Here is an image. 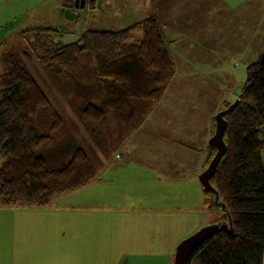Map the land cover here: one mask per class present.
<instances>
[{"label": "trees", "instance_id": "1", "mask_svg": "<svg viewBox=\"0 0 264 264\" xmlns=\"http://www.w3.org/2000/svg\"><path fill=\"white\" fill-rule=\"evenodd\" d=\"M65 33L26 28L16 33L20 46L10 39L1 44V208H48L98 181L176 76L172 43L155 14L124 30L76 32L81 41L68 47L58 42ZM22 54L36 62L61 106ZM86 61L90 76L80 75ZM247 75L241 101L227 117V152L211 179L226 206L223 221L232 218V232L205 240L188 264H264V52ZM206 196L209 209H219L215 195Z\"/></svg>", "mask_w": 264, "mask_h": 264}, {"label": "crops", "instance_id": "2", "mask_svg": "<svg viewBox=\"0 0 264 264\" xmlns=\"http://www.w3.org/2000/svg\"><path fill=\"white\" fill-rule=\"evenodd\" d=\"M122 4L102 0L100 8L106 11L102 20L113 23L107 15H116ZM8 11L7 5L0 12V50L19 31L39 27L23 28L17 13L14 23L18 24L9 30ZM78 12L86 14L63 0L54 28L67 33L101 30L94 27L95 18L89 27L86 15L77 19ZM133 12L136 16L143 12L138 22L154 14L159 17L177 69L159 105L123 139L95 182L108 181L112 185L106 187L108 192L117 190L119 195H99L96 206H84L83 200L75 211L70 206L58 210L59 204H70L69 194L44 209L0 207V264H174L175 250L164 244V229L168 235V227L200 213L202 204L209 208L200 175L214 153L210 140L223 102L217 84L228 85L227 76L234 75L227 68L231 60H247L248 69L264 52V0H161L156 9L155 0H147ZM230 66L238 70L240 65ZM84 72L80 75H87ZM112 171L121 177L107 179ZM129 179L135 181L134 190L120 199L125 194L120 189ZM167 184L172 187L169 192L178 195L173 199L192 200L183 213L181 208L164 206L160 199L149 200L147 189L157 186L162 191ZM117 185L121 188L115 189Z\"/></svg>", "mask_w": 264, "mask_h": 264}, {"label": "rangeland", "instance_id": "3", "mask_svg": "<svg viewBox=\"0 0 264 264\" xmlns=\"http://www.w3.org/2000/svg\"><path fill=\"white\" fill-rule=\"evenodd\" d=\"M62 1L63 0H0V12L3 9V7L5 9L6 6L8 5L9 16L11 17V20H9L11 21V23L8 26L9 30L14 29L15 25L18 24V23H14L16 22L14 15L17 13H20L19 15L23 18L22 19V22L24 21V24L22 23L23 28L28 27V26H39L42 28H54V26L56 25L54 21L59 19L58 9L60 8ZM64 1L66 2V0ZM118 1L123 2L122 4L123 9L122 10L116 9L115 11L116 15H113V14L107 15V18L112 17L111 21L113 23L111 24L108 22H104L102 20V18L104 17L103 13L106 12L105 10H101L100 8V4L102 3V0H97L96 6L91 5L90 6L91 8L90 7L86 8L85 10L86 14L78 12L77 19H80L86 15L87 25L90 24L91 19L95 18L94 20L95 23L93 22L94 27L101 29V30L113 29L112 31H119V30H124L132 26L133 24L137 23L140 20L141 16H143V12L137 16L134 15L133 10H134V7L137 8V5L139 7H142V5H144V3L147 0H118ZM2 5L4 6L2 7ZM160 5H161V0H155V9L157 6H160ZM112 7L114 8V6ZM146 9H150V5H146ZM101 12H102V15H101ZM107 12L110 13L109 11ZM1 16L2 15H0V22L2 21ZM12 20H15V21H12ZM100 20L102 21V23L99 22ZM93 24H91V26H93ZM13 38H12L13 41H11V43L14 44L15 46L16 45L20 46L21 45L20 38H18L17 36ZM191 40H194V38ZM22 59L25 61V64L27 65L31 73L37 78V80L43 86V88L48 93V95L51 97V99L54 100L55 103L61 106V103L58 101L59 98H56L53 95V92L45 85L43 81L44 79L43 74L40 72L39 68L37 67L36 62L34 60H31L29 57H27L26 54H22ZM247 62H248L247 60H241V59L231 60V63L228 64L227 68H230V70L235 73L234 75H230L231 73L229 74L232 77L227 76L228 85L224 86L218 80L220 83L217 84V88L218 90H220L219 95L220 96L222 95L221 99H223V102L221 103V105H219L218 112L215 115L214 127H213L215 131L217 128V122H216L217 115L220 112L224 111L226 107L228 106V104L234 103L237 99H239V94L241 93L243 86L247 80V76H248L247 75V65H246ZM237 63H238V66L240 65L238 67V70H233L230 65L231 64L236 65ZM88 67H89V64L87 61L85 63V66L82 68L84 69L87 75L91 74V70H89ZM233 78H234V81H233L234 85L233 87H229L232 85L230 81ZM223 87L226 88V91H222ZM215 131H214V134H215ZM114 177L119 178L121 177V175L116 174L115 171H112L111 174L107 177V179H113ZM132 184H135V181L129 179V182L126 185L122 186V188L118 185L115 187V189L121 188L120 194H123L122 192L125 191V194L119 197L120 199L127 197V193H129L131 190H134V186ZM169 184L164 186L165 187L164 189L161 188L162 191L161 190L157 191L155 189L157 186L152 187L151 190L147 189L149 190L148 198L149 200H151V198L160 199L162 200L160 203L164 204V206L173 207L174 209L181 208L182 209V211H180V214H181L184 212L186 207L191 206L192 200L190 199L186 201L185 200L178 201V200L173 199L175 196L178 197V195L176 193L169 192L172 189V187ZM171 184H176V183H171ZM106 187L109 189H112V185L108 181H103L100 183H93L84 189L72 192L69 194L70 200H71L69 202L70 204L65 205L64 204L65 202L61 203L58 205V210H61L63 206L66 209H68V206H70V207H74V211H75V209L81 205V202L83 200H84L83 202L84 206H87V205L96 206L98 204L99 195H109V198L119 195V193H117L118 192L117 190H111L108 192V189ZM173 187H176V186H173ZM165 190H167L168 192L165 193L164 192ZM133 195H135V192H133ZM140 195L142 194L140 193ZM137 196L140 197L138 194ZM204 197H207V196L204 194ZM125 203L126 201L123 200L122 204L124 205ZM187 215L190 216L191 214L187 213ZM198 215H201L202 217L201 216L199 217ZM223 217H224V211L222 209L220 208L217 209L214 207L210 210L206 204H202L200 213H194L192 214L191 217H187L186 220L180 221L172 227H168V235H166L167 230L164 229L163 242L164 244L168 246V249L170 248V249L175 250V254H176L177 247L181 242L193 236L194 234L198 233L204 227L223 222ZM105 224L106 225L104 226L106 227L111 226L110 224L109 225H107V223ZM153 238L155 239L156 237H153Z\"/></svg>", "mask_w": 264, "mask_h": 264}, {"label": "water", "instance_id": "4", "mask_svg": "<svg viewBox=\"0 0 264 264\" xmlns=\"http://www.w3.org/2000/svg\"><path fill=\"white\" fill-rule=\"evenodd\" d=\"M73 6L81 11H85L87 8V0H67ZM81 36L74 33H65L63 37L58 39L65 47L74 45L81 41ZM240 99H237L230 107L220 112L216 117L217 128L214 136L210 140V145L217 149V153L211 163L209 164L206 171L200 175V182L203 186L205 193H213L215 195V201L217 206L226 212V206L220 200L219 192L211 184V179L215 175L218 166L227 152V144L225 142L226 130L229 126L227 117L235 111L240 103ZM227 213V212H226ZM229 217V222L223 221L221 223L212 224L204 227L198 233L189 237L188 239L181 242L176 251L174 264H188L194 251L207 239L213 237L215 233L227 231L232 232L233 223L232 218Z\"/></svg>", "mask_w": 264, "mask_h": 264}, {"label": "built area", "instance_id": "5", "mask_svg": "<svg viewBox=\"0 0 264 264\" xmlns=\"http://www.w3.org/2000/svg\"><path fill=\"white\" fill-rule=\"evenodd\" d=\"M91 5L92 6H96L97 5V0H87V6H88L87 8H89Z\"/></svg>", "mask_w": 264, "mask_h": 264}, {"label": "bare ground", "instance_id": "6", "mask_svg": "<svg viewBox=\"0 0 264 264\" xmlns=\"http://www.w3.org/2000/svg\"><path fill=\"white\" fill-rule=\"evenodd\" d=\"M108 118V117H107ZM108 120V119H107Z\"/></svg>", "mask_w": 264, "mask_h": 264}]
</instances>
